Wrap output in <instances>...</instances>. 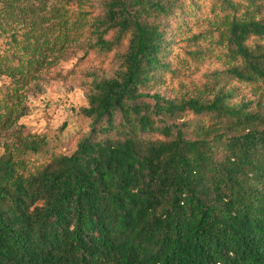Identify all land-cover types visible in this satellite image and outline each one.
Returning a JSON list of instances; mask_svg holds the SVG:
<instances>
[{
  "label": "trees",
  "instance_id": "obj_1",
  "mask_svg": "<svg viewBox=\"0 0 264 264\" xmlns=\"http://www.w3.org/2000/svg\"><path fill=\"white\" fill-rule=\"evenodd\" d=\"M51 1L0 0V130L19 136L75 40L67 9L46 35ZM99 5L85 54L117 67L86 85V132L0 154V264H264V0Z\"/></svg>",
  "mask_w": 264,
  "mask_h": 264
},
{
  "label": "rangeland",
  "instance_id": "obj_2",
  "mask_svg": "<svg viewBox=\"0 0 264 264\" xmlns=\"http://www.w3.org/2000/svg\"><path fill=\"white\" fill-rule=\"evenodd\" d=\"M66 9L75 40L63 48L62 56L56 51L55 60L52 61L54 56L50 57V63L36 73L40 90L25 92L24 103L28 107V113L16 123L23 126L22 135L19 136L12 130H0V154L6 145L14 151L19 146L20 138H29L28 136L48 140L49 153H70L79 136L88 128V121L79 111L86 104V85L91 82L92 74L109 75L117 67L111 56L104 58L93 51L85 54L86 46L92 40L90 24L101 9L99 0H72L66 6H62L59 0H52L48 11L43 12L48 18V22L43 25V28H48L46 35L53 36V31L57 28L50 27L58 21L51 11L57 10L58 15L62 11L64 14ZM10 26L15 30L20 28L18 25ZM0 79L7 80L5 77ZM157 91L168 97L178 95L166 85H162ZM245 96L252 98L247 92ZM30 157L40 159L39 156Z\"/></svg>",
  "mask_w": 264,
  "mask_h": 264
}]
</instances>
